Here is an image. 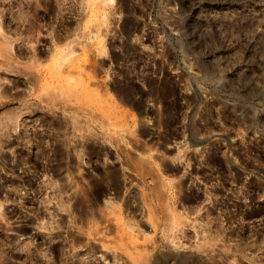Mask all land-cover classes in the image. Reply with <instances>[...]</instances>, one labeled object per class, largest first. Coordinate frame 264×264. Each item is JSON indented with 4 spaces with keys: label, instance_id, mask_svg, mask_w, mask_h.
I'll return each mask as SVG.
<instances>
[{
    "label": "rangeland",
    "instance_id": "obj_1",
    "mask_svg": "<svg viewBox=\"0 0 264 264\" xmlns=\"http://www.w3.org/2000/svg\"><path fill=\"white\" fill-rule=\"evenodd\" d=\"M94 4L0 0L4 29L16 38L12 53H4L18 60L7 67L0 57L7 92L0 95V264H264V228H245L264 225V218L233 213L238 204L252 206L254 195L264 210V0H115L105 7L104 24ZM21 7L25 17L17 19ZM45 12L50 17L43 20ZM55 27L66 30L58 43ZM97 34L105 36L104 54L95 50ZM43 43L72 48L78 57L88 49L85 72L78 61L66 65L49 54L35 61L31 55ZM169 79L179 87L172 96L181 110L178 146L142 143L140 132L155 123L162 128L170 112L148 89ZM127 83L129 100L120 90ZM8 111L18 112L16 122ZM29 111L67 125V147L74 137L97 143L98 182L106 183L113 161L118 189L127 195L90 196L84 165L61 182L15 164L32 148ZM207 153L222 159L231 176L219 195L216 179L188 182L185 172L172 171L189 155ZM85 155L87 164L92 158Z\"/></svg>",
    "mask_w": 264,
    "mask_h": 264
},
{
    "label": "flooded vegetation",
    "instance_id": "obj_2",
    "mask_svg": "<svg viewBox=\"0 0 264 264\" xmlns=\"http://www.w3.org/2000/svg\"><path fill=\"white\" fill-rule=\"evenodd\" d=\"M46 8L48 10L49 6H47ZM40 16L43 20L45 19V17L46 18L50 17L46 12L45 14H40ZM11 24H14L16 26L15 21H12ZM55 31H58V33L57 32L56 33L59 35V37L61 36V39L63 40L66 34V30L63 29V27H55ZM43 44L44 46L41 47V49L36 50L37 56H38L37 53L38 51L40 57L41 56L46 57L45 56L47 55L46 49L49 48V46L45 43ZM127 78H129V76ZM127 87L130 88L131 86L128 85L127 83ZM177 90H179V87L177 86V83L172 79L154 82L149 87L147 94H150L155 98L156 97L160 98L161 99L160 101L164 103L165 109L166 110L170 109V112H168V114L162 118L161 120V126L163 124L162 128H158L157 123H155L154 126L148 127L147 130H142L140 132L142 135L144 134V132L146 133V135H144V137L141 139L142 143L148 142V143H154L159 146H165L166 141L171 140L174 143L175 147L178 146L177 143L179 142V138L182 136L183 129L180 124L181 110L176 106V103H174V101L172 100V98L177 95L178 93ZM156 92L161 95L160 96L155 95ZM141 98L145 99V93H142ZM141 106H142L141 110H146L145 106H143V103L141 104ZM36 114L37 111H31L29 114V116L32 115L30 116L31 118L28 117V119H26L33 122L29 125L31 132H27L26 134V136L28 135L30 139V145L32 147L31 149H28L30 151V153L28 154V159H13L15 164L23 165L24 162H26V164L32 168L31 170L33 172L37 173L40 172L41 170L46 171L49 179L57 180V181H66L72 179L73 176L78 175V169L79 170L82 169L80 166L84 165L86 167H89L88 170H83L84 172L83 177L91 181L92 188L89 193L90 196H92L93 198H97L98 196L115 197V196L127 195V193H125L121 189L112 188L113 185L110 184L109 179H107L106 183L103 184L105 188H102L103 185L100 187V189H98V187L96 186L97 185L96 178H98V171H99L98 165L102 164L97 159V154L99 152H102L101 148H99L97 143L95 142L83 143L80 140V138L74 137V142L69 147H67L65 141L67 137L66 133L67 132L69 133L71 129L67 128V125L65 124L52 123L47 115L40 114L39 116V114L37 115ZM33 125L35 127H33ZM62 127H64V129ZM60 128L61 130H59ZM82 146H83L84 154H87L85 156L86 157L89 156L90 158H92V159H87V164L85 162L86 160L84 161V159H79V158L77 159L74 155L75 149L76 148L81 149ZM66 148H68V152L66 151ZM60 150H62V152ZM64 153L65 154L68 153V156H65ZM60 154H62L63 156H61ZM59 157H62V159ZM189 157L190 159H185L183 161V165L179 163L178 164L175 163L174 165L172 164L173 165L172 171L175 175H180L181 172H185L186 173L185 179H188V182L191 181L192 178H196V177H199L200 178L199 180H201L202 183H210L211 180L216 179L217 184L214 187L215 188L214 191L218 192L217 193L218 195L221 192L223 193V191L225 192L227 183L231 182L229 180L231 179V176L229 173L226 172L225 165L222 159H214V156L208 153L203 155V157L201 158L195 157V155L193 154L189 155ZM71 162L73 163L71 164ZM113 164H114L113 161L109 163V168L106 170L108 173L112 174L113 170H115V166ZM234 176L233 178L236 179V175ZM254 192H256V190H254ZM85 193L87 194V192ZM223 195L225 196L226 194ZM251 196H253V194ZM256 197H257L256 195L253 196L254 201L252 206H249L247 209H243L238 204L237 210H235V212L233 213L236 212L240 213L241 211L243 212L244 218H248V219H257L258 214L262 215V218H264L263 215L264 210L257 209L258 206L256 203ZM245 228L258 229V228H264V225L261 226L250 225L249 227H245Z\"/></svg>",
    "mask_w": 264,
    "mask_h": 264
},
{
    "label": "bare ground",
    "instance_id": "obj_3",
    "mask_svg": "<svg viewBox=\"0 0 264 264\" xmlns=\"http://www.w3.org/2000/svg\"><path fill=\"white\" fill-rule=\"evenodd\" d=\"M94 1H96L97 2V4H94V6H93V10H94V12L96 13V14H100V15H102V17H101V23L102 24H104L105 22H106V10H105V7H106V5H107V3H114V1L115 0H94ZM25 10H23V8L21 7L20 8V10L19 11H17V14H16V17H17V19L18 18H22L23 17V15H24V17H25ZM4 15L5 14H1L0 15V34H1V38H2V40L0 41V48H1V51H0V57H4V59H3V63L5 64V65H7V67H9V66H13V65H15L14 63L16 62H18V60L16 61V57H15V55L14 56H12V57H10L11 55L10 54H7V55H5V51L6 52H8V53H12V51H13V47H12V45H13V42L16 40V38H11V36L9 35V33H10V31L9 32H6V30L4 29V26L3 25H5V24H3V22H4ZM7 15V14H6ZM12 16V15H11ZM22 16V17H21ZM8 17V16H7ZM14 17V16H13ZM9 18V17H8ZM7 19V18H6ZM13 19V18H12ZM9 20V19H8ZM10 22V20L8 21V23ZM11 22H12V20H11ZM16 22V21H15ZM7 24V23H6ZM17 25V24H16ZM15 26V25H14ZM7 27H8V25H7ZM13 28V27H12ZM14 29V31L17 33L18 32V29H17V27L15 26V28H13ZM11 31H12V29H11ZM13 32V31H12ZM58 33V31H55V33H53L52 34V40H56V42L58 43V41L61 39V36L59 37V35L57 34ZM18 39V38H17ZM74 40V39H73ZM93 40V42L96 44V51L97 52H99L100 54H104V53H106V49H105V36L104 35H101V34H97V35H95V37H94V39H92ZM78 42V41H77ZM73 43V41H72V39L70 40V41H68V42H66L65 44H63V45H65L66 47H69V46H71V44ZM63 45H55L54 47H50V48H47L46 49V51H47V55H45V56H49V57H51V58H55V60H57V62H59L58 60H63V62L65 61V64L66 65H69V64H67L66 62H68V63H70V64H74V63H71V62H77V64H75L76 65V68L79 70V71H84L85 72V70H84V68H83V66H82V64H85V62H87L88 61V57H87V54H88V52H89V50L88 49H86V48H83V50H82V53L81 54H79V55H81V57H78V54H77V52L76 51H74V49H72V48H69L68 49V51H65L66 49H65V47L63 46ZM53 46V45H52ZM34 47V46H33ZM33 47H31V48H33ZM2 48H3V50H2ZM35 49V48H34ZM33 51V50H32ZM36 51V50H35ZM17 53V52H16ZM15 52H14V54H16ZM21 53V52H20ZM37 53H38V56H39V58H41L40 57V55H39V52L37 51ZM42 53H45V52H42ZM22 54V53H21ZM20 54V55H21ZM41 54V53H40ZM49 54V55H48ZM17 55V54H16ZM22 55H24V54H22ZM37 54L36 53H32V55L31 56H33V59L36 61V60H38V59H35V58H37V56H36ZM19 56V55H18ZM43 56H44V54H43ZM62 56V57H61ZM30 57V56H29ZM62 58H64V59H62ZM33 60V61H34ZM31 61H32V58H31ZM0 64H2V63H0ZM1 67H2V65H0ZM62 66H64V64L62 65ZM69 67V66H68ZM72 67V66H71ZM6 68V67H5ZM11 68H13V67H11ZM72 68H74V65H73V67ZM9 70V69H8ZM13 70H14V68H13ZM9 71H12L11 69L9 70ZM21 72V71H20ZM19 73V72H18ZM86 75L88 76V78H90V79H93V80H96L97 82H98V80L97 79H95V77L96 76H94L93 74L91 75L90 73H86ZM81 78V83H84V84H86L87 82L85 81H83V78H82V76L80 77ZM15 81V80H14ZM31 82V81H30ZM12 83H13V81H12ZM16 83V82H15ZM13 85H14V83H13ZM86 86V85H85ZM5 88H7V87H5ZM122 88V89H121ZM121 88H120V90H121V92L123 93L122 94V96L124 95V99L126 98V99H130L131 98V95H130V89L129 88H127L126 86H124V87H122L121 86ZM5 92V89L4 88H2V85L0 84V95H1V97H2V94ZM5 93H7V92H5ZM28 94V93H27ZM12 95V94H11ZM18 95V94H17ZM21 95V94H20ZM159 95H161V94H159ZM4 96V95H3ZM25 96V95H24ZM23 96V94H22V97H24ZM5 97V96H4ZM3 97V98H4ZM15 98L17 99V96H15ZM18 98H20V96L18 97ZM111 98V100L112 101H114V96L112 97V96H110L109 97V99ZM23 101H24V99H23ZM25 104V103H24ZM30 105V104H29ZM140 105V103H138V106ZM28 106V105H27ZM19 107V106H18ZM29 107V106H28ZM28 107H26V108H28ZM13 108V107H12ZM22 109H25V105H24V107H21ZM8 109V108H7ZM10 109H11V107L9 108V111H10ZM18 109V108H17ZM31 109V108H30ZM29 110V109H28ZM6 112L7 114H8V116L5 114V116H7V117H14L15 116V118L13 119L14 120V122H16L15 121V119H16V116L17 115H19V114H17L18 112ZM14 111V110H13ZM18 111V110H17ZM22 111H24V110H21L20 112L22 113ZM19 112V113H20ZM31 111H29V113H30ZM11 113L13 114V115H11ZM20 113V114H21ZM27 113V112H26ZM25 113V114H26ZM17 114V115H16ZM23 114H24V112H23ZM37 115V114H36ZM27 116V115H26ZM30 116H32V115H30ZM40 116V115H39ZM12 117V118H13ZM24 117V116H23ZM22 117V118H23ZM130 117L134 120V114L133 113H130ZM6 118V117H5ZM20 118V117H19ZM25 118V117H24ZM27 119H28V117H26ZM25 118V119H26ZM31 118V117H30ZM29 118V119H30ZM34 118V117H33ZM41 118V117H40ZM1 120V119H0ZM4 120V119H3ZM10 120V119H9ZM13 120H11V121H13ZM24 120V119H23ZM10 121V122H11ZM19 121V120H18ZM27 121V120H26ZM9 122V123H10ZM4 123V122H3ZM2 123V124H3ZM27 123V122H26ZM31 124V123H30ZM1 125V124H0ZM6 125V124H5ZM8 125V124H7ZM17 125H18V123H17ZM28 125V124H27ZM26 125V126H27ZM58 125V124H57ZM2 126V125H1ZM4 126V125H3ZM14 126H15V124H14ZM13 126V127H14ZM21 126V125H20ZM23 126H25V124L23 125ZM6 127H8V126H6ZM17 127V126H16ZM9 128V127H8ZM22 128V127H21ZM63 129H64V127H62ZM1 129V128H0ZM13 129H15V128H13ZM18 129H20V128H18ZM17 129V130H18ZM24 129V128H23ZM59 130H61V128L59 129ZM26 132L27 130H23L22 131V133L23 132ZM29 134V133H28ZM23 136L24 135H22L21 134V137L23 138ZM28 136V135H27ZM25 138H26V136H24ZM29 139V138H28ZM61 139H63V138H61ZM26 140V139H25ZM66 141V140H65ZM26 142H28V140L26 141ZM29 142H30V140H29ZM81 145V144H80ZM84 146V145H83ZM83 146H82V148L81 149H78V148H76L75 149V151L77 152V156L81 159L82 158V155L84 154V150H83ZM80 147V146H79ZM91 147V146H90ZM85 148V147H84ZM64 149H65V147H64ZM63 150V149H62ZM62 150H60L61 152H62ZM65 151V150H64ZM87 151V150H86ZM65 154V153H64ZM61 156H63L62 154H60ZM27 156V155H26ZM66 156V155H65ZM59 158H61L62 159V157H59ZM139 160H142V159H139ZM78 161V160H77ZM21 162V161H20ZM69 162V161H68ZM79 162V161H78ZM24 163H26V162H24ZM73 162H71V164H72ZM81 164V163H80ZM63 165V164H62ZM74 165V164H73ZM61 166V165H60ZM72 167V166H71ZM75 167V166H74ZM78 167V166H77ZM81 167V166H80ZM112 167V166H111ZM110 167V168H111ZM73 168V167H72ZM79 170V169H78ZM110 170V169H109ZM116 170H113V172H112V174L111 173H108V172H106V174H107V178L109 179V181H110V184L111 185H113V187L112 188H118V180H117V174H116V172H115ZM75 172V171H74ZM70 173V172H69ZM71 174V173H70ZM110 174V175H109ZM118 174H119V172H118ZM73 176V175H72ZM68 177H69V174H68ZM59 179V178H58ZM97 179V178H96ZM95 180V179H94ZM93 180V181H94ZM92 181V182H93ZM62 182V181H61ZM60 182V183H61ZM95 182V181H94ZM96 183V182H95ZM101 183V182H100ZM99 182H98V179H97V187H98V189H100V187L103 185H101ZM64 184V183H63ZM94 184V183H93ZM66 185H61V187L60 188H58V190H60L61 189V191L64 189V187H65ZM104 186V185H103ZM94 188V187H93ZM102 188H104V187H102ZM101 188V189H102ZM64 191V190H63ZM100 191V190H99ZM103 191V190H102ZM95 192V191H94ZM104 194V193H103ZM99 195V194H98ZM97 195V196H98ZM110 202L111 203H113L111 200H110ZM2 202H0V216L2 217L3 216V211L1 210V207H2ZM79 206V205H78ZM76 207V206H75ZM82 205L81 206H79V210H80V208L82 209ZM112 207V206H111ZM120 208V207H119ZM78 209V208H77ZM77 209H75V210H77ZM113 209V208H112ZM112 209H111V211H112ZM171 210V209H170ZM78 211V210H77ZM173 211V210H172ZM87 217V216H86ZM2 218H4V217H2ZM95 228H96V226H95ZM32 251V250H31ZM37 261V260H36Z\"/></svg>",
    "mask_w": 264,
    "mask_h": 264
},
{
    "label": "built area",
    "instance_id": "obj_4",
    "mask_svg": "<svg viewBox=\"0 0 264 264\" xmlns=\"http://www.w3.org/2000/svg\"><path fill=\"white\" fill-rule=\"evenodd\" d=\"M37 195L44 196V194H39V193H38ZM42 198H43V197H42ZM43 202H44V201H41V200H40V201H38V203H39V204H41V205H42V204H44ZM43 207H44V206H43Z\"/></svg>",
    "mask_w": 264,
    "mask_h": 264
}]
</instances>
